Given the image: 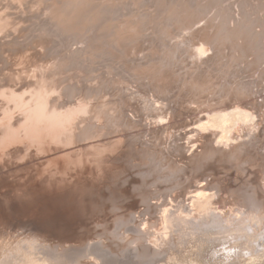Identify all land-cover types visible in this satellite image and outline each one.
<instances>
[{
	"label": "rangeland",
	"instance_id": "374dc122",
	"mask_svg": "<svg viewBox=\"0 0 264 264\" xmlns=\"http://www.w3.org/2000/svg\"><path fill=\"white\" fill-rule=\"evenodd\" d=\"M216 1L0 0V264H264V0Z\"/></svg>",
	"mask_w": 264,
	"mask_h": 264
},
{
	"label": "bare ground",
	"instance_id": "6f19581e",
	"mask_svg": "<svg viewBox=\"0 0 264 264\" xmlns=\"http://www.w3.org/2000/svg\"><path fill=\"white\" fill-rule=\"evenodd\" d=\"M55 1H56V0H55ZM66 1H67V0H66ZM71 1H72V0H71ZM248 1H249V0H248ZM251 1H252V0H251ZM61 2H62V1H61ZM211 2H212V1H211ZM211 2H210L209 4H211ZM216 2L218 3V0H217ZM65 3H66V2H65ZM72 3H73V2H72ZM106 3H107V2H106ZM80 4L82 5L81 2H80ZM83 4H84V3H83ZM214 4H215V3H214ZM220 4H221V3H220ZM54 5H55V4H54ZM59 5H60V4H59ZM73 5H74V4H73ZM78 5H79V4H78ZM85 5H86V7L88 6L87 4H85ZM85 5H84V6H85ZM100 5H101V4H100ZM195 5H197V4H195ZM243 5H244V4H243ZM60 6H61V5H60ZM208 6H209V5H208ZM55 7H56V6H55ZM61 7H62V6H61ZM65 7H66V6H65ZM201 7H202V6H201ZM209 7H210V6H209ZM63 8H64V7H63ZM76 8H79V7H76ZM203 8H204V7H203ZM246 8H247V7H246ZM56 9H57V7H56ZM74 9H75V8H74ZM220 9H221V8H220ZM225 9H226V8H225ZM58 10H59V8H58ZM81 10L84 11V9H81ZM81 10H80V12H81ZM222 10H223V9H222ZM66 11H67V9H66ZM68 11H69V10H68ZM75 11H76V10H75ZM53 12H54V11H53ZM61 12H64V11H61ZM61 12H60V14H62ZM163 12H164V11H163ZM68 13H69V12H68ZM72 13H73V12H72ZM58 14H59V13H58ZM65 14L67 15V12H66ZM79 14H80V13H79ZM233 14H234V13H233ZM74 15H75V14H74ZM93 15H94V14H93ZM93 15H92L91 17H93ZM68 16H69V15H68ZM68 16H67V17H68ZM83 16H84V14H83ZM63 17H64V16H63ZM69 17H70V16H69ZM72 17H73V15H72ZM72 17H70V18H71V19H74V17H73V18H72ZM87 17H88V16H87ZM175 17H177V16H175ZM239 17H240V16H239ZM76 18H77V17H76ZM171 18H172V17H171ZM64 19H65V18H64ZM233 19H234V18H233ZM66 20H68V19H65V22H67ZM84 21H85V20H84ZM62 22H63V21H62ZM65 22L63 23V25L66 24ZM73 22H74V21H73ZM77 22H78V21H77ZM84 23H85V22H84ZM55 24H57V23H55ZM68 24H69V23H68ZM70 24H72V23L70 22ZM66 25H67V24H66ZM80 25H81V24H80ZM89 25H90V24H89ZM89 25H88V26H89ZM58 26H59V24H58ZM58 26H57V27H58ZM60 26H62V25H60ZM69 26H71V25H69ZM78 26H79V25H78ZM78 26H77V28H79ZM81 26H82V25H81ZM84 26H85V25H84ZM88 26H86V27H88ZM91 26H92V25H91ZM64 27H66V26H63V28H64ZM72 27H73V26H72ZM60 28H61V27H60ZM68 28H69V27H68ZM57 29H59V28H57ZM64 29H65V28H64ZM82 29L85 31V27L82 28ZM69 30H71V29H69ZM64 31H65V30H64ZM80 31H81V29H80ZM75 32H78V31L76 30ZM78 33H79V32H78ZM82 33H83V32H82ZM79 35H80V33H79ZM79 53H80V52H79ZM83 53H84V52H83ZM246 104H247V103H246ZM239 111H240V110H239ZM232 112H233V111H232ZM236 112H237V111H236ZM233 113H234V112H233ZM233 113H232V115H233ZM237 113H238V112H237ZM241 113H242V112H241ZM245 113H246V112H245ZM234 114H235V113H234ZM213 115H214V114H213ZM219 115H220V114H219ZM226 115H227V114H226ZM223 116H224V114H223ZM227 116H228V115H227ZM227 116H226V117H227ZM239 116H240V115H239ZM242 116H243V115H241V117H242ZM224 117H225V116H224ZM230 117H231V116H230ZM228 118H229V117H228ZM234 118H235V117H234ZM239 118H240V117H239ZM219 119H220V118H219ZM222 119H223V117H222ZM229 119H231V118H229ZM244 119H245V118H243V120H244ZM251 119H252V118H251ZM216 120H217V119H216ZM217 123H218V122H217ZM220 123H221V121H220ZM220 123H219V124H220ZM228 123H229V122H228ZM221 126H222V125H221ZM247 223H248V222H247ZM262 236H263V235H262ZM253 256H254V255H253Z\"/></svg>",
	"mask_w": 264,
	"mask_h": 264
}]
</instances>
